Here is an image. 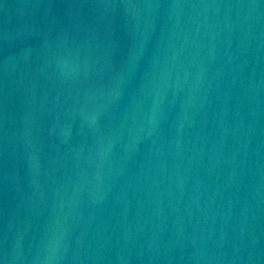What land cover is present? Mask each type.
<instances>
[{
    "label": "water",
    "instance_id": "95a60500",
    "mask_svg": "<svg viewBox=\"0 0 264 264\" xmlns=\"http://www.w3.org/2000/svg\"><path fill=\"white\" fill-rule=\"evenodd\" d=\"M0 264H264V0H0Z\"/></svg>",
    "mask_w": 264,
    "mask_h": 264
}]
</instances>
